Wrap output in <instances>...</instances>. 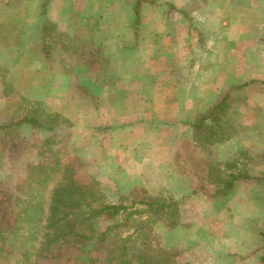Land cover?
<instances>
[{"label": "rangeland", "instance_id": "obj_1", "mask_svg": "<svg viewBox=\"0 0 264 264\" xmlns=\"http://www.w3.org/2000/svg\"><path fill=\"white\" fill-rule=\"evenodd\" d=\"M44 1L0 0V123L32 107L58 113L61 121L55 130L14 124L0 132V190L15 189L31 164L53 158L59 165L42 192L45 201L72 180L93 185L107 203L127 206L109 239L134 235L151 221L147 206L138 202L149 194L179 202V214L171 218L176 225H155L166 246L181 250L175 264H264V87L233 89L230 138L201 146L191 126L198 113L173 101L183 94L171 87L176 76L167 74L163 89L159 71H144L137 63L136 53L144 46L159 49L160 37L135 39V0H50L43 15ZM176 2L145 0L144 22L180 15ZM46 19L69 37L77 22L89 24L86 40L92 46L83 58L99 54V61L75 72L82 60L72 52L60 55V37L47 59L40 38ZM150 29L159 31L146 23L145 31ZM63 62L71 73L62 72ZM155 99L164 100L149 101ZM252 108L257 119L245 116ZM231 171L243 176L229 194H216L222 185L217 177ZM114 222L102 218L99 228ZM131 241L140 243L136 236Z\"/></svg>", "mask_w": 264, "mask_h": 264}, {"label": "trees", "instance_id": "obj_2", "mask_svg": "<svg viewBox=\"0 0 264 264\" xmlns=\"http://www.w3.org/2000/svg\"><path fill=\"white\" fill-rule=\"evenodd\" d=\"M135 1L133 28L139 33L145 0ZM49 3L50 0L44 1L43 15L47 14ZM78 23L72 37L67 36L66 32H59L57 24L50 19L45 20L40 32L41 50L47 59L50 60L58 50L54 40L59 37L61 56L71 52L78 54L82 63L75 72L95 65L101 57L96 54L90 60L83 58L92 43L86 40L89 24ZM80 39L84 40L81 44ZM6 42L11 43L8 38ZM61 70L64 74L71 73L64 62ZM231 99V92L227 91L208 110L196 116L192 130L194 140L199 145L208 147L230 138L226 127L229 119L234 118L228 112ZM60 121L61 115L58 113L49 115L39 107H32L11 123H0V132L14 124H27L38 130H55ZM46 150L49 149L44 148ZM58 165L53 158L33 163L29 166L30 174L15 189L0 190V264H175L173 257L179 255L181 250L166 246L155 225L164 222L172 227L177 224L176 220H171L179 214L177 200H161L145 194L138 202L147 206L145 212L151 214V221L142 222L134 235L116 234L109 239L113 231L122 225L118 219L127 206L107 203L93 185L78 184L72 180L58 185L49 201H45L42 192L50 180V173L56 171ZM211 176H214V170ZM224 176L226 178L217 177L222 185L216 194H229L234 181L243 175L231 171ZM244 176L249 177L248 174ZM261 178L264 179V176ZM102 218L106 222H115L101 229L99 220ZM134 236L140 243L135 245L131 241Z\"/></svg>", "mask_w": 264, "mask_h": 264}, {"label": "crops", "instance_id": "obj_3", "mask_svg": "<svg viewBox=\"0 0 264 264\" xmlns=\"http://www.w3.org/2000/svg\"><path fill=\"white\" fill-rule=\"evenodd\" d=\"M190 3L176 2L175 17L161 14L144 22L142 13L144 30H134L135 39L160 37L159 49L144 46L136 53L144 71L158 70L163 89L167 74L176 76L171 87L183 94L173 101L187 113L208 110L227 91L264 87V0H198L192 9ZM146 23L159 31H145ZM249 111L246 118H258Z\"/></svg>", "mask_w": 264, "mask_h": 264}]
</instances>
